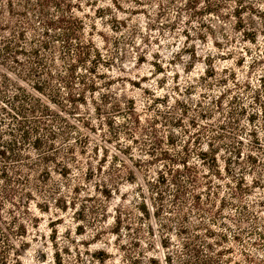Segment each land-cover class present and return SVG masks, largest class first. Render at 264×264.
I'll return each instance as SVG.
<instances>
[{
	"label": "rangeland",
	"instance_id": "rangeland-1",
	"mask_svg": "<svg viewBox=\"0 0 264 264\" xmlns=\"http://www.w3.org/2000/svg\"><path fill=\"white\" fill-rule=\"evenodd\" d=\"M62 1L61 7L67 9L65 16L72 7V14L83 21V29L77 32L82 47L78 54L72 51L65 60L71 64V70L64 73V81L55 77L56 102L48 104L67 123L81 125L86 119L93 128L80 129L88 136L89 143L84 153L79 154L78 148L75 149L76 164L64 157L68 154L61 152L56 156L59 163L46 165L50 172L43 173L45 188L54 190L49 198V211L39 210L35 202L30 201L33 219L25 222L27 231L24 236L15 235L14 230L9 229L13 224L7 208L11 205L6 204L1 209L0 227L8 239L4 238L5 243L14 247H5L7 258L4 264H167L164 260L166 249L159 244L160 226L152 216L147 218L151 214V201L155 203L157 200L155 193L146 189L144 181L154 175L153 169L158 168V165L150 164V157L143 152L152 139L148 131L152 125L164 140L171 136L174 142L171 152L180 150L183 143H188L191 152L200 146L189 137L191 131H195L191 121H204L200 113L207 107L214 112L212 123L216 119L231 120L226 111L234 109L237 111L236 120L249 127L246 116L259 111L260 105L264 106V0H227L226 8L213 15L204 12L203 3L199 5V13L193 12L188 8L187 0H139V3L118 0L120 9L110 0ZM240 2L252 7V11L241 17L247 23L245 29L253 27L254 42L245 40L234 28L236 19L232 13ZM58 13L55 8V15ZM66 18L65 25L70 28V19ZM75 40L78 39L71 38L72 43ZM209 68L214 69V74L204 75V70ZM3 70L9 71L0 65V71ZM235 82L239 84L235 85ZM92 85L94 92L89 90ZM220 91H223L222 112H218L219 108L211 102ZM78 95L85 98V104L74 101ZM232 96L237 97V101L234 102ZM43 99L48 101L47 96ZM129 100L135 103L140 116L139 126L145 129L142 131L137 124L128 123L135 131L132 132L135 141L119 129L123 121L121 111H125ZM255 116L254 123L258 125L261 118L259 114ZM114 130L119 131L118 139L112 135ZM204 136L203 133L201 142L206 140ZM66 142L56 139L55 146L64 149ZM242 150L245 151V147ZM262 152L264 155V150ZM31 155L35 157V154ZM222 155L229 154L220 152L218 158ZM103 156L108 160L103 171H94L93 179L86 177L85 162L95 168L96 161ZM263 157L253 167L252 174L260 180ZM139 160L142 166H137ZM239 162L246 166L245 157ZM223 163L219 159L221 169ZM63 165L67 168L61 169ZM148 168L150 172L147 174ZM230 168V173L222 170L220 179L213 178L220 182L215 208L220 207V197H225L226 204L219 220L227 223L226 215L238 217L241 215L239 210L244 213L229 204L235 200L229 195L225 182L232 186L234 177L231 173L242 171L234 162L230 163ZM245 175L250 196L242 200L247 210L255 211L264 219V180L257 187L250 182L251 176ZM95 180L107 184L106 197L99 194L102 187L93 186ZM133 180L134 183L129 182ZM148 196L152 197L151 201ZM41 199L36 197L35 201L41 202ZM257 200H263L261 205ZM144 202L147 214L141 212ZM92 206L96 207L95 212L87 210ZM13 210V214L21 219L19 210L15 207ZM116 215L120 217L119 223L113 220ZM191 217L194 218L193 214ZM33 223L37 226H32ZM248 223L245 220L244 225L248 226ZM260 223L259 229L263 231L261 219ZM210 225L229 235L234 230V226L226 230L220 228L223 227L220 223ZM117 230L118 234L115 233ZM78 231L85 233L79 234ZM242 236L250 241L254 235L243 232ZM171 242H177L174 235ZM229 244L233 246V252L229 254L231 259L247 264L240 254V244ZM2 245L0 241V247ZM249 248L259 255L264 252V241L260 246L249 245ZM172 263L177 264L175 260Z\"/></svg>",
	"mask_w": 264,
	"mask_h": 264
},
{
	"label": "trees",
	"instance_id": "trees-1",
	"mask_svg": "<svg viewBox=\"0 0 264 264\" xmlns=\"http://www.w3.org/2000/svg\"><path fill=\"white\" fill-rule=\"evenodd\" d=\"M110 1L115 7L121 8L118 0ZM133 1L139 3V0ZM226 1L187 0L186 4L193 12L199 13L201 9L199 5L203 3L204 12L213 15L222 8H226ZM61 2L63 1L0 0V65L9 70L0 71V211L6 207V204L11 205L7 208V212L12 215L13 224L9 229L14 230V234L18 236L26 234L25 222L33 219L30 216V201H34L39 210L49 211V198H52L54 190L45 188L43 173L50 172V167L46 165L52 163L55 166L59 163L56 156L61 152L68 154L64 157L76 164L78 159L75 149L78 148L79 154L84 153L89 143L88 136L83 135L80 129L93 128L86 119H83L81 125L67 123L64 117L56 114L48 104L56 102L55 77L64 81V73L71 70V64L65 60H68L72 51L78 54L82 47L77 32L83 29V21L72 14V7L68 8L69 13L65 16L67 9L61 7ZM75 6L78 7L79 4ZM55 8L56 12H59L57 15H55ZM247 11H252V7L241 2L233 9L232 15L236 19L234 28L245 40L254 42L256 34L253 27L245 29L247 23L241 17ZM66 17L70 19V28L65 25L68 21ZM71 38L78 40L72 43ZM213 72V68L205 69L204 75L211 76ZM17 79L22 81L19 82ZM23 82L29 87L27 88ZM92 87L89 90L94 92L95 89ZM222 94L223 91H220L216 97L211 98L212 105L219 108L218 112H222L220 111ZM43 96H47L48 101H45ZM232 98L234 102L237 101V97L232 96ZM74 101L85 104V98L80 95ZM127 104L125 111H121L123 121L120 122L119 129L135 141V135L132 133L135 131L128 126V123L139 126L140 116L135 110L133 101L129 100ZM226 112L231 115V120L216 119L217 121L212 123L210 120L215 119L214 112L211 107H207L200 113L204 121L202 120L201 123L191 121L190 125L195 128V131H191L192 134L189 137L193 139V142L200 144L191 152L188 149V143L181 144L180 150L171 152V146H174L171 136H167L164 140L152 125L148 131L152 139L143 152L150 157V164L158 165V168L153 169L154 175L144 181L146 189L155 193L157 200L153 203L152 197L148 196L152 207L151 214L147 218L152 216L155 223L160 226L162 234L159 235V244L166 249L164 260L167 264H173V260L177 264H241L238 259H231L229 254H232L233 246L229 244L230 242L240 244V254L247 264H264V252L258 255L249 248V245L260 246L263 243L264 230L261 231L259 226H262L260 219L263 222L264 219L255 211L247 210L242 200L250 196L245 174L251 176L250 182L257 187H260L261 181L264 180L262 179L264 167L261 169L263 170L261 180L252 175L253 167L264 156L262 155L264 106L260 105L259 111H252L246 116V124L249 127L242 126L236 120L234 116L237 114L236 110ZM257 114L261 118L258 125L254 123ZM70 128H72L71 131ZM139 129L145 130L143 126H139ZM118 132L114 130L112 133L117 139ZM203 133L206 140L201 142ZM59 138L67 140L66 146L61 150L55 146V140ZM224 139L228 141H223ZM243 139L247 141L244 142ZM243 147L245 151L242 150ZM254 151L259 152V155ZM220 152L229 155L218 158ZM31 154H35V157ZM243 157H245L246 166H241L239 162ZM219 159L224 162L222 169ZM107 161L105 157L98 159L96 161L98 165L95 168L89 167L90 163L86 161L87 169L84 174L89 179H93L94 171L101 173ZM140 162L139 160L137 166H142ZM231 162L236 163L242 171L231 173V177H234L232 186L229 182H225V187L230 190L229 195L235 200L230 201L229 204L235 209L244 210V213L239 210L241 215L238 217L232 214L226 215L227 223L219 220L223 206L226 204L225 197H220L218 200L220 207L215 208L220 182H215L213 178L220 179L222 170L230 173ZM121 165H124V162ZM64 168H67L66 165L61 166V169ZM76 168L79 169V167ZM52 170L55 172V167ZM57 172L64 175L61 171L57 170ZM146 172L148 174L150 169L148 168ZM98 181L95 180L93 186L97 189L102 187L99 189V194L106 197L107 184L98 183ZM129 182L134 183V180ZM36 197L42 198L41 202L35 201ZM261 201L263 200H257L258 204L261 205ZM14 207L22 215L21 219L27 218L26 221H21L13 214ZM95 209L96 207L92 206L87 210L95 212ZM114 210L116 212V209ZM141 212L147 214L146 202L142 205ZM205 215L208 216L205 217ZM113 220L119 223L120 217L113 216ZM245 220L249 221L248 226L244 225ZM211 223L214 225L220 223L223 226L220 228L223 229L234 226V230L229 235L224 231L213 229ZM34 224L32 226H37ZM118 231L115 233L118 234ZM243 232L254 235L253 239L250 241L244 239ZM77 233L82 234L85 231ZM172 235L177 242H171ZM4 238L7 239V235L0 227V241L4 244L0 247V264H4L7 258L5 247L14 248L13 244L5 243Z\"/></svg>",
	"mask_w": 264,
	"mask_h": 264
}]
</instances>
